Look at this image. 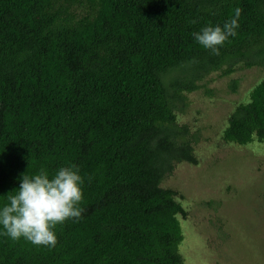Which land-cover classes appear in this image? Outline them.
<instances>
[{
	"label": "trees",
	"instance_id": "trees-1",
	"mask_svg": "<svg viewBox=\"0 0 264 264\" xmlns=\"http://www.w3.org/2000/svg\"><path fill=\"white\" fill-rule=\"evenodd\" d=\"M236 7L220 55L195 42ZM253 66L264 0H0V203L40 168L83 177L81 217L55 227V247L0 236V264H184L187 211L162 183L198 159L177 112L212 72ZM222 140L264 142V77Z\"/></svg>",
	"mask_w": 264,
	"mask_h": 264
},
{
	"label": "rangeland",
	"instance_id": "rangeland-1",
	"mask_svg": "<svg viewBox=\"0 0 264 264\" xmlns=\"http://www.w3.org/2000/svg\"><path fill=\"white\" fill-rule=\"evenodd\" d=\"M263 77L264 66L212 72L177 112L197 138L198 159L178 163L162 183L178 191L187 211L179 216L184 264H264V142L222 140L229 116Z\"/></svg>",
	"mask_w": 264,
	"mask_h": 264
},
{
	"label": "clouds",
	"instance_id": "clouds-1",
	"mask_svg": "<svg viewBox=\"0 0 264 264\" xmlns=\"http://www.w3.org/2000/svg\"><path fill=\"white\" fill-rule=\"evenodd\" d=\"M240 16L241 9L236 7L222 26L207 25L192 36L202 48L218 56L225 42L237 36ZM82 185L83 177L72 165L61 166L51 175L44 168L31 176L23 174L19 187L0 203V236L55 247V227L81 217Z\"/></svg>",
	"mask_w": 264,
	"mask_h": 264
}]
</instances>
